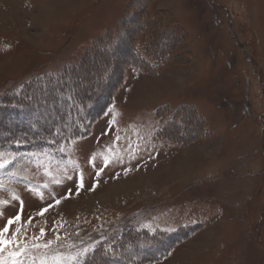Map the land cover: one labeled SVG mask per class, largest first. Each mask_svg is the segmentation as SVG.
<instances>
[{"label":"rangeland","instance_id":"1","mask_svg":"<svg viewBox=\"0 0 264 264\" xmlns=\"http://www.w3.org/2000/svg\"><path fill=\"white\" fill-rule=\"evenodd\" d=\"M178 36L159 73L128 65ZM78 66L82 111L27 85L61 140L0 149V228L20 214L22 264H264V0H0V97ZM16 108L0 138L41 114Z\"/></svg>","mask_w":264,"mask_h":264},{"label":"trees","instance_id":"2","mask_svg":"<svg viewBox=\"0 0 264 264\" xmlns=\"http://www.w3.org/2000/svg\"><path fill=\"white\" fill-rule=\"evenodd\" d=\"M146 33L148 34L147 31H146ZM106 41L107 40H104L103 43ZM181 41H182V39L179 38V36H178L176 43H174V45H173L174 50L172 53H170V50L169 51H164L163 49L160 50V46H161L160 43L153 42V39H152V41L150 39V45H151L152 49H147L145 47H144V49H139L136 45H134L132 50H131V56H130L131 59H130V62L128 63V65L132 66V67H137L140 70L148 72V73H150V72L159 73L161 71V68L163 67L164 62L170 61L169 60L170 56L171 57L172 56L178 57L179 54L175 53L176 52L175 48L177 47V45ZM123 45L124 44L122 43V46ZM115 48H118V46H115ZM96 51H94V53ZM79 68H80L79 66L67 68L66 71H63V72L59 73L58 75L53 76V80H50L47 77L43 78L42 83L39 81L41 79L37 78L36 81H34V80L32 82L29 81L26 84H24L21 88L13 87L5 95L0 97V112L4 111L6 107H7V110H10L13 108V111L15 109H17L16 107H22L23 111L24 110H27V111L30 110V112H31V111L36 110V111L41 112V114L38 115V118L34 119V121L24 122L21 125V126H23V127H21L22 129L19 128L18 130H15V131H10V132L8 131L9 132L8 135L0 138V149L6 148L9 150H13V151L20 150L22 148L29 150V151H33V150H37V149H40V151L50 150L51 148H53V144H55V143H57V141L61 140L62 137H56L55 136L54 129L57 127L56 125L48 126L46 128L47 130L44 129V127L43 128H40V126L37 127L39 124H41V122H42L41 117L43 114L45 115V111L43 109H41V107H39L38 103L41 100L40 96L37 93H35L31 89V87H29V86L27 87V85L33 84V83L36 84V82L38 84H45V86H47V89L54 90L55 92L60 94L59 98H60L61 102L70 103V105L73 108V110H70L71 114L73 113V111H76L78 108H80V110L82 111L81 107L83 108V106L86 103H88V101H92V100H89V98H88L89 97L88 95H90L92 93V91L90 90V86H87V84L84 85V84H82V82H78V81H76V82L74 81V83H73V81L70 78H68V76L70 75V73L72 71L79 69ZM109 68H107V70H109ZM107 70L104 71V74H106ZM109 76L107 78H106V76H104L102 79H100L99 83L101 86H102L103 82L107 83L106 81L109 79ZM87 89H88V92H87ZM102 91L103 90L98 91L100 93V95H102ZM111 102H112V98L109 99L108 103L106 104V106L104 108V111ZM92 106L94 108V104H92V102H91L89 104V107L91 108ZM97 114L94 116V114L89 113L88 114L89 122H92V119H95ZM75 115L77 116V118L74 120L73 125L67 126L66 128L77 126V122H78V119H80V116H78V114H75ZM59 118H62V117L60 116ZM65 118H66V115H65ZM184 118H185V111H182V112L177 111L175 117L172 118L171 120H173V121L180 120V123H181V121L182 122L184 121ZM65 120H67V118ZM29 125L32 126L31 127V132H32L31 135L27 134V131L30 129ZM169 125H171V124H169ZM16 126H19V125L16 124ZM81 128H82V126H81ZM69 132L74 134V135H78V133H79L78 126L75 129L70 130ZM62 133H65V131L63 129H62ZM163 133H164V129L158 130L157 135L163 139L164 138ZM172 139H174V138H172ZM175 140H177V138H175ZM61 142H63V141H60L58 143L60 144ZM130 232L128 231L127 233H121V239L116 241V242L109 240L107 243V246L105 248L112 250L114 253L117 249L116 246L118 243L121 246H123L127 242L132 241L130 239L131 238L130 235L134 234V235H136V237L137 236L138 237L139 236L145 237V234L141 230L133 229L132 232L131 233ZM158 235L161 236V234H156L155 236H152L153 239L157 240L156 237ZM161 255L162 254H159L158 256H161ZM103 256H109V255L104 253Z\"/></svg>","mask_w":264,"mask_h":264},{"label":"snow or ice","instance_id":"3","mask_svg":"<svg viewBox=\"0 0 264 264\" xmlns=\"http://www.w3.org/2000/svg\"><path fill=\"white\" fill-rule=\"evenodd\" d=\"M107 159L105 160V163L107 164ZM4 163H7V161H5ZM4 163H0V167L4 166ZM14 199H18L17 197H13ZM42 198V197H41ZM3 203L7 204V201H4ZM57 203H59V201H57ZM22 204V201H21ZM47 209H42L40 214L42 215L44 211H46ZM3 213L2 211H0V216H2ZM20 214L17 213L14 217H9L7 219V222L5 223L3 228H0V264H22V261L19 259L20 256L23 255L24 253V248L21 247L19 245V241L15 240V239H11L8 236L10 227L14 224L20 221ZM43 229H41V234H43ZM16 235H19V232L16 233ZM51 244V241H48L47 243H45L43 245V247L47 248L49 247ZM16 246V250L15 251H10L9 252V260H5L2 253L5 252L9 246ZM36 245H34L35 247ZM57 264H59V261L57 262Z\"/></svg>","mask_w":264,"mask_h":264}]
</instances>
